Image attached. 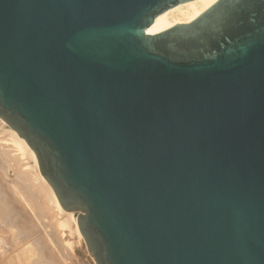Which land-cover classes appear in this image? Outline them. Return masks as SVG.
I'll return each mask as SVG.
<instances>
[{
  "label": "water",
  "instance_id": "95a60500",
  "mask_svg": "<svg viewBox=\"0 0 264 264\" xmlns=\"http://www.w3.org/2000/svg\"><path fill=\"white\" fill-rule=\"evenodd\" d=\"M0 0V118L96 264H264V0Z\"/></svg>",
  "mask_w": 264,
  "mask_h": 264
},
{
  "label": "bare ground",
  "instance_id": "6f19581e",
  "mask_svg": "<svg viewBox=\"0 0 264 264\" xmlns=\"http://www.w3.org/2000/svg\"><path fill=\"white\" fill-rule=\"evenodd\" d=\"M216 1L218 0H189L181 2L158 15L149 28L148 33H159L177 24L191 22ZM0 133L5 134V137H7L6 139L0 137V139L13 142V146L16 147L15 150H17V152L15 151L16 154L20 153L19 156L22 158V160H20V157V159L18 158L21 164L18 163V160L16 161V165H19V167H15V165V168L13 166L11 168L7 160L10 153L8 152V155H4L0 152V173L8 179L16 177L15 179L19 178L27 183L30 205L39 206L41 209L47 210L48 205L51 203L57 211L55 223L60 228L62 235H67L64 237L66 238L65 243L67 242L73 248L82 246L84 253L90 255L78 228L76 214L64 210L61 206L55 191L39 169L36 153L25 139L1 118ZM5 146H8V144H5ZM5 156L8 157L5 158ZM8 217V215L0 217V264H36L32 242H24L23 238L20 237V229L22 225H25V219L19 222L20 217L18 219L15 217L14 221L10 220L8 222ZM59 243L62 245L64 241ZM62 253L66 260L71 257V253L69 255L66 253V248H63ZM74 264H79V261L75 260Z\"/></svg>",
  "mask_w": 264,
  "mask_h": 264
},
{
  "label": "rangeland",
  "instance_id": "374dc122",
  "mask_svg": "<svg viewBox=\"0 0 264 264\" xmlns=\"http://www.w3.org/2000/svg\"><path fill=\"white\" fill-rule=\"evenodd\" d=\"M5 136V134L0 133L1 138L4 137L6 139L7 137ZM5 144H8V146H5ZM13 145L10 140L3 141L0 139V152L4 155L8 152L10 153L9 157L5 156V158L8 157L7 160L11 168L16 165L17 160L21 164L19 161L21 158L19 156L20 153L16 154L17 150H15L16 147ZM3 150L6 151L4 152ZM15 167H19V165ZM0 176V217L8 215V222L10 220L14 221L15 217L17 219L20 217L19 222L25 219L26 223L20 229V237L23 238L24 242H32L36 264H74L75 260H78L79 264H96L91 255L84 253L82 246L73 248L67 242V244L65 243L66 238L64 237L67 235H62L60 228L57 227L55 223L57 211L51 203L48 205L47 210H43L39 206L30 205L27 183L25 181L19 178L15 179L16 177L8 179L2 173H0ZM61 241H64L62 245L59 243ZM63 248H66L68 255L71 253V257L67 260L63 256Z\"/></svg>",
  "mask_w": 264,
  "mask_h": 264
}]
</instances>
